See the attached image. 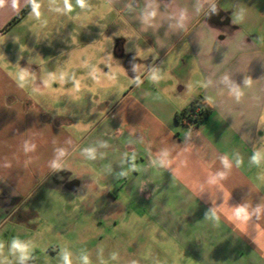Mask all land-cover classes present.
<instances>
[{"label":"crops","instance_id":"obj_1","mask_svg":"<svg viewBox=\"0 0 264 264\" xmlns=\"http://www.w3.org/2000/svg\"><path fill=\"white\" fill-rule=\"evenodd\" d=\"M23 26L75 46L58 66L0 46V216L76 203L114 264H264V0H0V38ZM194 98L209 116L177 121Z\"/></svg>","mask_w":264,"mask_h":264},{"label":"rangeland","instance_id":"obj_2","mask_svg":"<svg viewBox=\"0 0 264 264\" xmlns=\"http://www.w3.org/2000/svg\"><path fill=\"white\" fill-rule=\"evenodd\" d=\"M22 29L24 32H21ZM26 29V26L14 29L0 38V46L11 56L13 54L14 58L19 57V53L28 51L30 54L36 53V56L54 54L58 56L48 61L51 65L58 66L61 48L69 51L75 46L73 43L57 41L61 29L72 34L74 27L51 28L53 32L48 37H41L39 42L30 44L22 39L25 38ZM49 40L53 42L50 43ZM83 45L86 47L85 51H94L93 44ZM7 58V61H12V57ZM37 61L43 64V59ZM42 92L45 93L46 90ZM93 93V102L97 101L104 106L109 98L107 92L103 89ZM51 94L53 100L56 93ZM263 135L264 116L261 127V136ZM18 202L21 203L18 206V203L15 204L13 212L0 216V264H114L123 260L121 242L112 238V231L106 222L99 223V219L85 212H74L76 203L67 204L69 210L66 218H45L30 212L28 199L24 196ZM112 248L120 251L116 252Z\"/></svg>","mask_w":264,"mask_h":264},{"label":"trees","instance_id":"obj_3","mask_svg":"<svg viewBox=\"0 0 264 264\" xmlns=\"http://www.w3.org/2000/svg\"><path fill=\"white\" fill-rule=\"evenodd\" d=\"M34 5L33 1H30L27 3L5 26V28H9L14 23L19 21ZM197 106H200V112L196 114L195 118H192L191 113H189V110L195 109ZM211 113V108L209 104H207L203 99L201 98H194L189 105H187L182 110L178 111L176 113V119L177 121L187 123L192 126H197L200 124L203 120H205L209 114Z\"/></svg>","mask_w":264,"mask_h":264},{"label":"built area","instance_id":"obj_4","mask_svg":"<svg viewBox=\"0 0 264 264\" xmlns=\"http://www.w3.org/2000/svg\"><path fill=\"white\" fill-rule=\"evenodd\" d=\"M201 107L197 106L195 109H191L189 110V113H191L192 118L196 117V114H198L200 112Z\"/></svg>","mask_w":264,"mask_h":264},{"label":"clouds","instance_id":"obj_5","mask_svg":"<svg viewBox=\"0 0 264 264\" xmlns=\"http://www.w3.org/2000/svg\"><path fill=\"white\" fill-rule=\"evenodd\" d=\"M66 260H67V257H66Z\"/></svg>","mask_w":264,"mask_h":264}]
</instances>
